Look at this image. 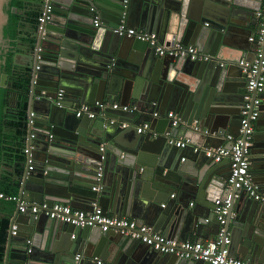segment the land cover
<instances>
[{
    "label": "water",
    "instance_id": "obj_1",
    "mask_svg": "<svg viewBox=\"0 0 264 264\" xmlns=\"http://www.w3.org/2000/svg\"><path fill=\"white\" fill-rule=\"evenodd\" d=\"M45 1L30 3L42 11ZM124 1L48 0L50 19L40 26L33 24L31 36L20 46L30 70L27 118L32 123L27 126L26 158L32 160V169L25 159L15 164L23 171L18 177L16 209L7 218L2 264H95V258L106 264H208L161 254L114 231L77 228L18 210L22 204L60 203L90 212L96 203L107 215L133 219L181 242L196 236L205 245L208 238L200 206L207 208L218 232L212 211L218 197H227L229 168L225 171L223 164L229 167V162L214 163L203 150L216 148L218 139L241 137L247 79L236 63L253 61L255 56L248 57V25L238 23L261 11L264 0ZM4 2L0 0V28L7 21ZM121 23L154 33L162 43L191 45L233 65L160 57L155 46L113 33ZM259 48L264 51V42ZM6 79L0 74V88L6 87ZM59 91L63 92L61 107L48 99L54 100ZM259 97L260 119L264 117V92ZM115 101L134 106L136 111L96 110L94 119L76 118L73 112L82 104ZM169 111L180 119L183 134L164 117ZM137 112L142 119L135 120ZM158 123L163 129L155 128ZM258 123L247 157L251 180L264 192V129ZM140 124L148 125L144 135L135 134ZM155 131L158 134L153 138ZM183 137L190 140L185 149L193 151L202 138L204 146L181 163L184 149L170 142ZM95 186L97 191L92 190ZM172 194H178V199L172 198L166 209L157 210V204ZM230 194L225 224L230 233L229 255L261 262L264 203L248 199L243 192ZM189 201H195L198 209H189ZM74 230L79 237L70 243Z\"/></svg>",
    "mask_w": 264,
    "mask_h": 264
},
{
    "label": "built area",
    "instance_id": "obj_2",
    "mask_svg": "<svg viewBox=\"0 0 264 264\" xmlns=\"http://www.w3.org/2000/svg\"><path fill=\"white\" fill-rule=\"evenodd\" d=\"M42 11L37 17V24L40 26L50 19V8L48 0L45 1ZM127 3V0L124 1ZM264 5V1H263ZM255 18L259 21V29L255 36L249 38V42L257 44L255 58L253 61L242 59L236 66L239 67L247 79L246 91L244 96V103L241 110V120L239 133L241 137L231 138L227 137L228 142L232 144L221 145L216 148H207L203 152L205 156L211 159L214 163H221L223 161L229 162V177L226 184L227 197L217 199L214 202L213 214L215 215L216 222L219 225V230L215 237L208 241L205 245L199 241H177L169 239L160 233L155 232L151 227L139 225L135 221L127 218H116L105 214L102 209L95 203L92 205L91 211L74 210L69 205L56 203L52 206L46 204H22L18 210L24 213L27 210L32 215H45L50 219L58 220L63 223L71 224L77 228L84 227H98L101 233L114 231L121 234L123 237L139 240L145 245L151 247L153 250L161 254H170L187 260H202L208 264H264L252 263L246 260L233 258L229 255L230 236L225 229L227 216L231 206V194L236 191L243 192L249 199L264 203V192H261L259 187L252 182L251 175L249 174V161L248 154L252 145L253 123H255L260 114L261 98L259 97L264 92V51L260 50V46L264 42V10L255 13ZM99 25L98 19L94 20V26ZM113 33L133 37L136 40L148 43L155 46V51L158 56H171L173 58H186L194 62H216L220 67H229L233 65L231 62L220 61L212 58L210 55L199 51L196 47L191 45H184L177 42L166 44L159 42L156 34L144 32L127 27L125 23L119 24L112 29ZM255 92V98H252V93ZM63 92L59 91L54 100L57 106L61 107ZM120 110L122 112H135L136 108L130 105H120L118 103H95L94 105L82 104L73 110L76 118L86 117L94 119L96 117V110L100 112L106 109ZM33 115H31L32 117ZM153 116H157L154 114ZM165 118L171 120V126L177 128L180 125V119L173 112H167ZM28 125L32 123L31 120L27 121ZM127 125L124 124L123 127ZM148 125L144 124L136 128L137 134L146 132ZM193 129L197 130L196 124H193ZM32 137V136H31ZM176 148L185 149L190 146L189 139L179 138L172 140ZM102 151L103 148H100ZM199 148H194L193 152L198 151ZM28 169H32V160L26 158L29 154V149L25 146L23 150ZM101 168L97 174V178H101ZM99 187H93V191H97ZM235 196H238L235 195ZM174 198V196H171ZM0 199L14 202L18 201L17 197H7L0 193ZM165 205H162L164 207ZM205 223L208 220L205 219ZM15 227H13V230ZM12 234H15L12 231ZM74 237V236H72ZM29 244V242H27ZM79 256L75 257L78 260ZM95 264H104L101 260H93Z\"/></svg>",
    "mask_w": 264,
    "mask_h": 264
},
{
    "label": "trees",
    "instance_id": "obj_3",
    "mask_svg": "<svg viewBox=\"0 0 264 264\" xmlns=\"http://www.w3.org/2000/svg\"><path fill=\"white\" fill-rule=\"evenodd\" d=\"M20 8L21 0H5L3 4L7 21L0 28V74L6 75L7 79L6 87L0 88V168L3 164H16L25 159L23 150L26 146L28 126L27 101L30 76L27 72L15 73L12 65L14 56L12 43L17 37L20 25V16L16 10ZM13 100L16 101V106L12 109L9 103ZM15 170L19 177L22 169L15 165ZM0 193L7 197H17V184L8 182L0 175ZM7 236L8 221L0 220V264L3 263Z\"/></svg>",
    "mask_w": 264,
    "mask_h": 264
},
{
    "label": "crops",
    "instance_id": "obj_4",
    "mask_svg": "<svg viewBox=\"0 0 264 264\" xmlns=\"http://www.w3.org/2000/svg\"><path fill=\"white\" fill-rule=\"evenodd\" d=\"M30 1L32 0H21V8L19 10H16V12L18 13V15L20 16V25H19V29H18V34H17V37L16 39L13 41V45H12V48H13V52H14V56H13V60H14V63H12L13 65V71L15 73H19V74H22V73H25V72H28L30 71L27 67H26V59H25V56H26V53L20 48L21 44L22 43H25L27 42L28 38L31 36L32 34V30H33V27L32 25L36 23V18H37V14L38 12H41L38 8V6H36L35 8L37 9H33V6L32 4L30 3ZM262 10H264V5H262ZM256 13V12H255ZM255 13L252 15V17H247V20L246 22H239L238 24L240 25H248V29L250 30V33L249 35H247L246 37V44L251 47V50L250 52H248V57H252V56H255V52L256 50L258 49L257 48V44L254 43V42H249V38L250 37H253L257 34L258 32V29H259V21L255 18ZM130 28H133V29H136L138 30L137 28L135 27H130ZM160 42V41H159ZM14 99V98H13ZM108 103V102H106ZM114 103H118V101H115ZM10 106L12 107V109L16 106V101L13 100L11 101L10 103ZM119 104V103H118ZM170 112V111H169ZM142 114L137 112L135 114V120H138V118H141L142 119ZM259 119V118H258ZM257 119V121H259L257 127L258 128H261V129H264V117L263 118H260L259 120ZM261 123V124H260ZM255 123H253V131L255 130ZM142 125L144 124H140V125H137L136 128H139L141 127ZM155 128L157 130H160V129H163V124L162 123H158L156 124ZM176 129L179 130V133L180 134H183L184 133V130L185 128H181V126L177 127ZM9 132H13V131H9ZM264 132V131H262ZM135 134L136 135H144V133L142 134H137L136 130H135ZM158 134V131H155L153 133V138H156ZM262 133H260L259 136L263 137V135H261ZM215 136V135H214ZM216 138V137H215ZM183 139H185L183 137ZM202 140L203 138L201 139L200 142H198L197 144L193 145L194 147H197L199 148L200 146H204L202 144ZM218 140H221V141H218ZM217 141L219 143H217V141L215 142V144H219V145H228V140L227 139H218ZM218 145V146H219ZM217 146V147H218ZM8 147H10V145L8 144ZM207 148H215V147H207ZM190 157H194V152L191 150V149H184V151L182 152L181 154V163L183 162H186ZM24 162V161H23ZM224 166V170L225 171H228V165L224 162L223 164ZM249 169H250V164H249ZM23 171V170H22ZM22 174V173H21ZM0 175L2 177H4L5 179L8 180V182H11V183H14V184H17V187H18V193H19V183H20V179H18V176H17V173H16V170H15V163L11 164V165H7V164H3L0 168ZM20 178V176H19ZM258 186V185H257ZM18 195V194H17ZM174 196V199H178L179 195L177 194H172ZM172 195H170L169 197H166V199L164 201H161L160 203L157 204L156 208L157 210H162V209H166L167 205H168V202H170L172 200ZM241 195V194H240ZM239 197H242V196H239ZM238 197V198H239ZM247 197V196H246ZM222 197H218L217 199H221ZM248 198V197H247ZM173 199V200H174ZM216 199V200H217ZM249 199V198H248ZM162 205H165L164 207H162ZM198 205L196 204L195 201H189L188 203V208L189 209H198L200 208V212L202 214V218L203 220L205 221V219L208 220V223H205L206 226L204 228V232L208 238V241H211L215 235H216V229L214 227V225L210 222V215L208 216V212H207V208L205 207H198ZM16 209V203L14 202H10V201H6V200H2L0 199V220H7V218H9L8 216H12L14 214V211ZM84 211V210H82ZM213 212V211H212ZM212 214V213H211ZM111 216V215H109ZM205 216V217H204ZM128 219V218H127ZM133 220V219H131ZM135 221V220H133ZM9 223V221H8ZM145 226H148L146 224H143ZM148 227H151V226H148ZM152 228V227H151ZM156 232V231H155ZM229 233V232H228ZM74 236V237H72ZM229 236H230V233H229ZM78 237H79V232L78 230H74L73 233L70 235V238L68 239V241H73V242H76L78 240ZM166 237V236H165ZM170 239V238H169ZM173 240H176V239H173ZM190 241H199V242H202L200 238L197 239L196 236H192L190 239ZM31 241V240H29ZM178 241V240H177ZM207 241V242H208ZM71 243V242H70ZM74 245V244H73ZM229 249V254L232 252L231 251V247L228 248ZM77 256V255H76ZM232 257V255H231ZM234 258V257H233ZM96 260H101L104 264H106L102 259L100 258H95ZM94 259V260H95ZM239 259V258H237ZM94 262V261H93ZM261 262H264V260H262ZM261 262H257V263H261Z\"/></svg>",
    "mask_w": 264,
    "mask_h": 264
}]
</instances>
